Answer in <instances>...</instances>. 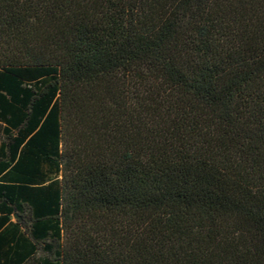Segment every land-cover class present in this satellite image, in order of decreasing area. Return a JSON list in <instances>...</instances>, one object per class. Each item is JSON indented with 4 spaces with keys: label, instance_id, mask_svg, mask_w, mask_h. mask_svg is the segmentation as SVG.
Returning a JSON list of instances; mask_svg holds the SVG:
<instances>
[{
    "label": "trees",
    "instance_id": "obj_1",
    "mask_svg": "<svg viewBox=\"0 0 264 264\" xmlns=\"http://www.w3.org/2000/svg\"><path fill=\"white\" fill-rule=\"evenodd\" d=\"M0 264H264V0H0Z\"/></svg>",
    "mask_w": 264,
    "mask_h": 264
},
{
    "label": "rangeland",
    "instance_id": "obj_2",
    "mask_svg": "<svg viewBox=\"0 0 264 264\" xmlns=\"http://www.w3.org/2000/svg\"><path fill=\"white\" fill-rule=\"evenodd\" d=\"M16 220H17V218H14V217L11 218L12 222H16Z\"/></svg>",
    "mask_w": 264,
    "mask_h": 264
}]
</instances>
